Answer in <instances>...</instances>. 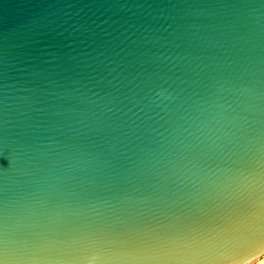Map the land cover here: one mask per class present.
Returning a JSON list of instances; mask_svg holds the SVG:
<instances>
[{
    "label": "water",
    "instance_id": "95a60500",
    "mask_svg": "<svg viewBox=\"0 0 264 264\" xmlns=\"http://www.w3.org/2000/svg\"><path fill=\"white\" fill-rule=\"evenodd\" d=\"M264 166V0H0V254L139 247Z\"/></svg>",
    "mask_w": 264,
    "mask_h": 264
},
{
    "label": "clouds",
    "instance_id": "9594fccd",
    "mask_svg": "<svg viewBox=\"0 0 264 264\" xmlns=\"http://www.w3.org/2000/svg\"><path fill=\"white\" fill-rule=\"evenodd\" d=\"M237 171L226 205L194 229L154 235L139 247L83 240L74 254L52 259H13L4 251L0 264H264V166Z\"/></svg>",
    "mask_w": 264,
    "mask_h": 264
}]
</instances>
